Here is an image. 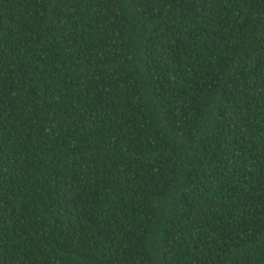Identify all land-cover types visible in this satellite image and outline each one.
<instances>
[{"label": "trees", "instance_id": "16d2710c", "mask_svg": "<svg viewBox=\"0 0 264 264\" xmlns=\"http://www.w3.org/2000/svg\"><path fill=\"white\" fill-rule=\"evenodd\" d=\"M0 264H264V0H0Z\"/></svg>", "mask_w": 264, "mask_h": 264}]
</instances>
